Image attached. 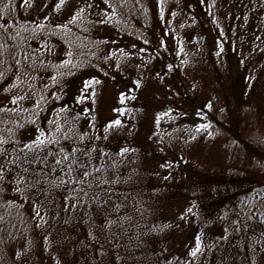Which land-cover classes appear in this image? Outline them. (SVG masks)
<instances>
[{
  "label": "trees",
  "instance_id": "16d2710c",
  "mask_svg": "<svg viewBox=\"0 0 264 264\" xmlns=\"http://www.w3.org/2000/svg\"><path fill=\"white\" fill-rule=\"evenodd\" d=\"M164 1L139 0L137 2V0H127L126 7H117L115 9L118 24H112L110 28L112 33L126 37L125 39L128 43L132 40L128 35H123L120 32L119 24L127 25L128 27L126 28H129L134 33L133 37L136 40L133 45L137 47L139 54H145L143 57L148 58L146 66H149L147 71L149 74L143 75L142 78L145 82V80H150L154 77L155 81L156 79L162 81V89H164V86L167 87L166 93L170 96L168 103L175 110L165 116H167L169 123L175 124L179 128L180 131L177 135L186 146V149L183 147L184 153L170 152L168 149L163 155L162 162L164 167L162 170L167 176H175V184L177 185L175 189L176 195L170 199L173 212L178 213L176 222L173 225H176V228H171L165 233L166 239L162 244V258L160 260L147 258L144 260V264H185V261H188V264H264V256L259 253L263 238L261 237V232L264 231V221L255 218L251 211H247L243 202V199L247 197L254 186L264 182V172L261 173L258 168L249 169L252 168L249 166L250 161L246 163L244 173H236L235 171L227 173V168L223 165H217L216 169L208 172L206 169L208 166L203 167L202 165L200 156L203 155L200 154V151L209 152L210 145L203 137L202 132L200 130L197 131L196 125L189 123V120H192L183 116L184 114L194 113L197 120L209 123L211 126L218 124L227 137L233 140L243 151L242 161L248 160L251 156H255L257 160H264V152L257 145L250 143L242 133V129L247 126L248 116L254 125L264 129V86L256 90L253 87V94L260 90L262 91V100L254 102L251 99L253 98L251 92H247L244 96L245 99L241 100L242 87L245 86L244 83L249 69L247 58L251 59L255 54L254 49H250V46L246 45V43L251 39H255L256 33L261 28L263 30L260 33L264 34V26H261L264 24V7H259V10L254 12L257 14L256 19L253 21L250 19V25H245L244 30L240 32L242 25L235 27V25L228 22L225 23L226 25L225 27L223 26V29L222 27L218 28L214 23V17L210 14L208 15V9L206 13L202 11V15L199 17L197 7L204 6L206 0L204 3H201V0H180L184 7L197 6L193 7V13L189 12L190 17H193L194 14L193 25L189 26V24L179 21L173 23L172 20L164 18L167 16L163 14ZM226 1L228 2L229 0ZM231 1L236 2V0ZM57 2L58 0H0V8H2L3 3L10 4L9 14L0 22H7V20L11 19L15 22L12 25L14 27L19 16L23 15L24 20L21 21V26L15 31L20 33V37H27L29 33L25 31V27L29 31H34V25L39 23V21L37 22L39 15H44L48 12L51 16L54 15V23L63 24L75 12L76 0H65V4L61 8L55 9ZM115 2L119 4V0H115ZM97 6L99 10L107 8L103 4V0H97ZM42 9L45 10L41 13ZM108 10L110 11L111 9ZM251 13L250 10L249 14ZM163 21L174 25L173 27L176 30H178L179 26L183 27L178 37L181 44L182 42L184 44L188 37L191 38L192 35L187 30L192 28V31H202L201 38L192 42L195 46L203 43L207 46L209 54V44L223 45L225 47L224 52L228 60L225 68L227 80L222 81L220 85L226 90L221 94L218 101V106H220L218 114L211 112L208 105L203 102V99L195 96L193 84H190V79L187 78L185 73L184 75L182 74L181 62L176 60L183 52L176 55V52L168 47L167 42H162V38L159 37L158 34L162 28ZM48 23L49 21L41 19V24L47 25ZM231 28L233 32L229 35V39L232 41L230 43L243 50V53L247 56L244 61L240 60L239 62V59L233 55L235 54L233 49L231 51L226 44L227 34L225 31L228 30L229 33ZM91 29L90 27V30L82 33L77 28L72 27L71 36H69L67 29L61 30L64 33V36L61 37L63 41L61 42L62 51L68 48V42L70 41L78 54L81 52L84 54L74 58L75 63L82 68L79 73L81 74L79 75L81 80L80 82L78 80V85L80 86L77 87V91L73 92L69 91V86L66 84L56 86L55 89L49 88L44 95L50 97L52 92H56L60 99L54 100L50 104L48 103L45 110L47 115L51 116L53 108L59 110L64 105H67L70 115L80 113L75 128L81 133H88L91 140L94 141V163L108 164L111 161L107 158L101 161L99 152L103 150L110 153L109 140L111 136L107 135V133L111 132L107 124L103 126L96 125L90 131L84 129L90 109L89 104L95 97L99 96L103 82L114 81L117 87V98L113 108H111L115 116L114 120H121L128 115V123L132 124L133 128L135 126L140 128L143 122L142 119L146 116L140 97L145 87H142L140 83L138 85L133 83L140 79L136 73L137 65H134L133 61L129 60L126 55L124 56L123 53L120 54L119 50L117 51L118 54L116 51H110L112 55L107 61L104 60L109 51L103 53L104 50L108 49L102 43L103 36L96 33L92 36ZM185 31L187 33H184ZM222 34L223 37L221 36ZM245 34L247 40L245 44H242L239 40L241 38L245 40L243 36ZM37 36L39 37L38 40H28V43L33 48L39 45H49L50 37L42 35V31L37 32ZM20 37H18V40ZM145 40L148 41L147 44L144 43ZM9 42L11 43V41ZM57 53L59 54L57 60L65 58L63 53L59 51ZM92 53H95V55H92ZM191 53L195 52L189 49L184 51L185 56ZM89 60H92L91 67L85 68V62ZM168 65H172L171 70H169ZM108 66L110 67L109 70ZM105 73L109 75H105ZM53 74V72L48 73V75ZM93 77L99 83H93L85 88V82ZM232 78H236L237 81ZM175 81L176 83H174ZM225 83L227 84L226 86H224ZM234 83L235 85L238 83V87H228ZM71 93L79 94L72 97ZM120 93H124V96L122 97ZM7 95L0 91V107L5 104L11 106L10 97L5 99ZM249 100L250 103H248ZM162 113H166L164 112V107L162 108ZM113 121L109 124L113 125ZM29 125L25 124L23 128L16 130L18 139L26 142L29 138H34L35 129L30 130L31 126ZM106 128L108 131H105ZM133 128L129 130V134L126 136L127 139L130 138ZM143 133L144 135H141L142 142L146 138V131H143ZM96 137L100 139L96 140ZM85 144L87 147H93V144L87 139ZM135 144L139 146L137 142ZM111 159H117V157L113 155ZM111 171L109 169L108 173H111ZM119 171L121 175L129 176L130 170L126 169L125 164L120 165ZM208 177L218 180H212L214 185L211 186L210 182L208 183ZM133 181L134 179H131V181L126 180L122 185L115 186L116 191L125 196V186L131 185ZM150 183L153 186L155 184L153 181ZM133 191L138 197L137 190ZM179 193H184V196L178 198ZM64 195H67V192L60 193L59 203L61 209L64 203ZM3 196H5L2 197L3 201L15 199L16 204L10 205L0 202V264H95L91 256L92 248L85 246L93 243L88 238V224L73 221V223L64 226L50 221L49 224H55V227H49L47 231L43 227L36 228V222L32 220L34 213L28 201L22 200L19 194L11 193V189ZM135 199L133 204L137 205ZM178 206L180 207L179 211H177ZM85 207L88 206L86 205ZM148 208L151 207L149 206ZM188 208L192 209L191 213L186 211ZM134 209L139 208L132 207L131 210H128L123 207L121 209L119 215L127 214L132 219L125 224L127 229L125 237L123 239L117 237V239H120L121 244L126 245L129 243L130 237H134L136 233L141 232L143 229L144 235L141 237L142 250L136 252V255L139 256L141 252L152 250L151 237L157 235V231H147V229L156 226L155 220L151 218L152 213L149 209L142 208L140 211H134ZM52 214L55 215V212ZM82 215L83 212H81ZM63 216L64 212L61 211L58 220ZM141 216L144 217L143 220ZM233 221L236 223L233 224ZM225 228L229 231L230 239L221 241L224 245L223 248H214L211 251L206 250L203 253H199L195 262L188 257L187 251L195 245L197 236L201 237L202 244L210 245L217 238L224 235ZM235 229H239V231H234ZM60 233L68 235L70 239L64 242L59 238ZM45 236H50L53 243L46 242L44 240ZM253 239L259 241V244L256 245L257 253L255 256L252 255L249 249V244ZM101 242L104 243L103 238H101ZM98 246L96 245V247ZM105 246H108L107 243H105ZM17 253H22L23 255L17 256Z\"/></svg>",
  "mask_w": 264,
  "mask_h": 264
},
{
  "label": "snow or ice",
  "instance_id": "6c2138e0",
  "mask_svg": "<svg viewBox=\"0 0 264 264\" xmlns=\"http://www.w3.org/2000/svg\"><path fill=\"white\" fill-rule=\"evenodd\" d=\"M204 2L205 0H201V3ZM64 4L65 0H58L55 9L61 8ZM103 4L107 8L98 10L95 14L99 19L93 22L87 21L85 14L88 9L94 7V4L88 0L79 3L78 0L75 12L65 23H52L48 16H44L43 19L49 23L47 25L36 23L34 31H29L25 27V31L29 33L27 37H20V33L12 28L15 23L13 20L0 22V91L8 94L5 99L10 97L11 104L0 107V202L15 205V199L3 201L2 197L9 189L11 193L19 194L22 200L30 203L34 213L32 220L36 222L35 227H43L46 231L49 227H55V224L67 226L73 221L88 224V238L93 243L85 246L92 248L91 256L95 264H144V258L136 255L137 251L142 250L143 229L134 237H130L126 245L121 244L120 239H117V237L121 239L125 237L127 232L125 224L132 219L127 214L119 215L127 197L118 193L115 186L132 179L131 175L127 177L121 175L119 169L120 165L125 163L123 155L132 152L133 149L120 148L115 154L101 150L100 160L107 158L111 162L96 164L93 161L94 141L88 133H81L75 128L80 113L70 115L68 106L64 105L59 110L53 108L51 116L41 117V113L45 110L41 105L46 106L50 100L60 99L56 92H52L50 97L45 96L44 93L53 85L61 84L64 76L72 75L71 69L80 67L75 63L74 58L84 54L82 52L78 54L69 41L68 48L63 51L65 58L57 60L59 54L54 45H39L33 48L28 43L29 39L38 40L37 32H41L44 28L48 30L46 36L61 38L64 36L61 29H67L71 36L72 27L83 33L88 31L90 23L98 25L111 23L109 16L117 14L115 11L117 7H126L127 0H119V4L115 0H103ZM9 7V3H3L0 8V21L9 14ZM253 7H264V0H259V3ZM244 16L247 23V13H244ZM144 43L147 44L148 41L145 40ZM132 47L135 48V45ZM44 53L46 55H42ZM111 55L112 53L108 52L104 60L107 61ZM50 68L57 71L53 75H48ZM61 68L69 70L60 71ZM168 68L171 70L172 65H168ZM44 80H48L49 83H44ZM93 83L99 81L94 77L90 78L85 82L84 87L87 88ZM133 83L138 85L139 82ZM120 95L123 97L124 93ZM34 98L35 102L32 103ZM41 119H44V124L40 123ZM113 123L118 125L120 121L116 120ZM25 124L36 126L34 138H29L26 142L16 137V130L23 128ZM205 127L207 125H198L197 131ZM105 131L108 129L106 128ZM208 135L211 136L212 133L209 132ZM86 139L93 144V147L86 146ZM113 155L117 159H111ZM109 169L112 170L111 173H108ZM105 185L107 187H103ZM63 192H67V195L63 196L64 203L61 209L59 201L60 193ZM86 205L88 207H85ZM61 211L64 212V216L58 220ZM186 211L191 213L192 209L188 208ZM53 212L55 215L52 214ZM81 212H83L82 216ZM141 219L143 220L144 217L141 216ZM50 221L55 224H49ZM235 223L233 221V224ZM159 227L156 225L147 231L154 232ZM261 237H264V231L261 232ZM59 238L64 242L70 239L63 233H60ZM101 238L104 239V243L101 242ZM225 239H230L227 228L224 229V235L210 245L202 244L201 237L197 236L195 245L188 249L187 255L195 262L199 253L223 248L221 241ZM44 240L53 243L50 236H45ZM257 244L259 241L254 239L249 244L253 256L257 253ZM259 253L264 256V244L260 245ZM22 255L17 253V256ZM185 264H188V261H185Z\"/></svg>",
  "mask_w": 264,
  "mask_h": 264
},
{
  "label": "rangeland",
  "instance_id": "374dc122",
  "mask_svg": "<svg viewBox=\"0 0 264 264\" xmlns=\"http://www.w3.org/2000/svg\"><path fill=\"white\" fill-rule=\"evenodd\" d=\"M82 1L83 0H79V3ZM88 2L93 3L94 7L92 9H88L85 15L87 16V21L94 22L99 19V17L95 14L99 10L97 0H88ZM166 3L168 4L165 5ZM258 3L259 0H236V2L231 0L228 2L226 0H206L205 5L202 7H184L180 0H165L163 3V14L167 15L164 18L170 17L173 23L179 21L192 26L194 14L193 17H190L189 12L193 13V7H197L199 17L202 15V11L206 13L208 9V15L210 14L214 17V23L218 28L222 27L223 29V26L225 27L226 25L225 23L228 22L235 25V27L242 25L240 27V32H242L245 25H250V19L252 21L256 19L257 14L254 12L259 10V7H253V5ZM77 5L78 0H76L75 6ZM44 10L45 9H42L40 12L42 13ZM250 10L252 12L251 14H249ZM244 13H247V23H245L246 17L244 16ZM44 16H48L49 20L54 23V15L51 16L48 12L47 14L39 15L40 20L37 18V22L39 21L41 24V19ZM109 19L111 20V23H105L103 25L94 23L88 24V30H90V27L92 28V36H94V33L99 35L101 34L103 36L104 45L108 48L104 50L103 53H107L108 51H116L117 54L118 52H120V54L123 53L124 56L126 55L129 60L133 61L134 65H137L136 73L137 76L140 77L138 82L142 87H145L140 97L144 106V114L146 113V116L142 119L143 122L140 128H137L136 126L133 128L132 124L128 123V115L119 120L120 124H114L113 122L116 120H114L115 116L111 108H113L115 99L117 98V87L114 81H105L101 84V87L102 85L103 87L102 89L100 88L99 96L95 97L89 104L90 109L85 121V125L87 126L84 129L87 130L93 125L103 126L107 124V127L111 132L107 133V135L111 136L109 140L110 153L115 154L119 152L120 148L133 149L132 152L123 155L125 167L130 170L129 176L131 175L132 179H134L131 185L125 186V196L127 199L124 200V207L128 210H131L133 207L139 209L145 208L151 211V218L154 219L156 225H159L160 227L156 230L157 235L151 237V242L153 243L152 250H146L144 253L141 252L139 256L143 257L144 260L147 258L160 260V258H162V244L166 239L165 233L171 228H176V225H173L175 224L178 216V213L173 212L172 203L170 201V199L176 195L175 189L177 185L175 184V176H167L166 173H164L162 170L164 167L162 158L165 152H167L166 150L169 149L170 152L176 151L177 153H184L183 147L186 149V146L184 142L180 141L177 135L180 131L179 128L175 124L169 123L167 116L162 115L163 107L164 112L166 113H171L175 110V108L170 107L171 104L169 105L168 103L170 96L166 93L167 87L164 86V89H162V81L159 79H156L155 81L154 77L150 80H145L144 82V79L142 78L143 75L149 74L147 72L149 66H146L148 58L143 57L145 54H139L136 46L135 48L132 47L136 39L133 37L134 33L129 28H126L128 27L127 25L119 24V27L121 28L120 32L123 33V35H128L131 38L132 43L130 41L128 43L125 39L126 37L111 32V25L115 23L118 24L117 14L115 16H109ZM23 20L24 16L20 15L15 26L12 28L17 30L21 26V21ZM173 26L174 25L163 21L162 28L159 30V36H161L163 41L167 42L169 48L176 52V55L183 52L176 60L181 62L182 74L184 75L185 73L187 78L190 79V84H193L195 96H199L198 98L203 99V102L208 105L211 112L218 114L220 110L218 101L221 94L224 90H226L220 85L222 81L227 80L225 68L228 64V60L227 55L224 52L225 47L223 45L217 46L215 44H209V54L207 46L203 43L195 46L192 42L194 40L198 41L201 38L202 31H192V28L187 30L188 33H191V38L188 37L184 44L182 42V45L181 41L178 40V37L180 36V31L183 27L179 26L178 30H176ZM262 30L263 29L261 28L260 31L256 33L255 39H251L247 43V38L245 37L246 34L243 35L245 40H242V38L239 40L242 44L246 43V45L250 46V49H254L255 54L251 59L247 58V56L243 53V50L230 43L232 41L229 39V35L233 32V29L231 28L229 33L228 30L225 31L227 34L226 44L231 51L233 49V52H235L233 55L239 59V62L240 60L244 61L246 58L249 62L248 74L244 83L245 86L242 87L243 94L241 95V100L245 99L244 96L247 92L252 93L253 98L251 99H253L254 102L256 100H262L263 93L261 90L256 94H253V87H255L256 90L257 88H262L264 86V52H262L264 51V34L260 33ZM47 31V28H44L42 30V35L46 36ZM184 33L187 32L185 31ZM221 36L223 37V34ZM257 37H260V39H257ZM50 42L49 46L54 45L57 52L59 51L60 53H63L61 48V42L63 41L61 38L51 36ZM253 45H255V47H253ZM187 49L192 50L195 53L185 56L184 51ZM42 55H46V53ZM89 66L91 67V63L86 61L85 68ZM109 68L110 67L108 66V70ZM81 69L82 68L80 67L71 69L72 75L64 76L61 84L53 85L50 88L55 89L56 86L66 84L69 86V91H77V87L80 86L78 85V80L79 82L81 80V76H79L81 75L79 74ZM59 70L67 72L69 69L63 68L62 70ZM56 71V69L50 68L48 73H55ZM232 79L237 81L236 78ZM43 82L48 83L49 81L44 80ZM174 83H176V81ZM237 84L238 83L235 85L234 83L228 87L235 88L238 87ZM226 85L227 84L225 83L224 86ZM76 94L79 93H71L72 97ZM53 101L54 100L49 101V104ZM34 102L35 98L32 100V103ZM248 103H250V100ZM46 106L42 105L44 108ZM169 109L171 111H169ZM47 116L46 110H44L41 113V117L43 118ZM183 116L187 117V119H191L192 121L189 120V123H193L196 127L202 124L207 125V127L201 129L200 131L209 143L210 150L207 153L200 151V154L203 155L200 156V158H202L203 167L208 166L206 168L208 172L216 169L217 165H223L227 168V173L233 171L236 173H244V167L249 161V166L252 167L249 169L258 168L261 173L264 172V160H257L255 156H251L248 160L245 159L242 161L243 151L233 140L227 137L223 129L218 124L211 126L209 123L197 120L194 113H190L188 115L184 114ZM111 121H113V125L109 124ZM247 121V126L242 129V133L244 134L243 136L248 139L250 143L257 145L258 148L264 152V129L254 125L249 116ZM40 123L44 124V119H41ZM29 126H31L30 130H34L36 127L32 124ZM131 128H133V132L130 138L127 139L126 136L129 134V130ZM143 131H146V138L142 142L141 135H144ZM209 132L212 133L211 136L208 135ZM135 142H137L139 146H137ZM208 180V183L210 182V185L212 186L214 185L212 180L218 179H211L208 177ZM151 181L155 182L154 186L150 183ZM210 185L209 187H211ZM133 190H137L138 197ZM251 190L252 191L247 195V197L243 199V202L246 205L247 211H251L255 218L264 221V182L254 186ZM131 193L132 195H130ZM183 196L184 193L178 194V198ZM134 199L137 202V205L133 204ZM149 206L151 208H148ZM183 207L184 205L182 206V209ZM179 210L180 207L177 211ZM261 243L264 244V237L262 238Z\"/></svg>",
  "mask_w": 264,
  "mask_h": 264
}]
</instances>
